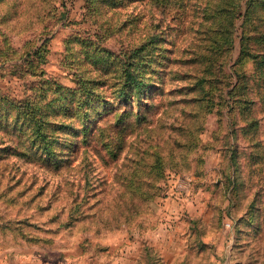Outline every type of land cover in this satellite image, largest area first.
Masks as SVG:
<instances>
[{"label": "rangeland", "instance_id": "374dc122", "mask_svg": "<svg viewBox=\"0 0 264 264\" xmlns=\"http://www.w3.org/2000/svg\"><path fill=\"white\" fill-rule=\"evenodd\" d=\"M0 264H264V0H0Z\"/></svg>", "mask_w": 264, "mask_h": 264}, {"label": "trees", "instance_id": "16d2710c", "mask_svg": "<svg viewBox=\"0 0 264 264\" xmlns=\"http://www.w3.org/2000/svg\"><path fill=\"white\" fill-rule=\"evenodd\" d=\"M126 73H125V78L127 77V78H130V75H129V71H127V70H124ZM36 123H38V124H41L42 122H39L38 120H36ZM39 133H42V131H41V125H39Z\"/></svg>", "mask_w": 264, "mask_h": 264}]
</instances>
